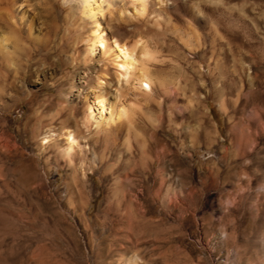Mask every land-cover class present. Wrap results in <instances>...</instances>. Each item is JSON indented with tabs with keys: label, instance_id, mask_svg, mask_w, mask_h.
<instances>
[{
	"label": "rangeland",
	"instance_id": "1",
	"mask_svg": "<svg viewBox=\"0 0 264 264\" xmlns=\"http://www.w3.org/2000/svg\"><path fill=\"white\" fill-rule=\"evenodd\" d=\"M124 2L90 56L75 0H0V264H264V0ZM115 38L166 82L126 94L131 147L85 123Z\"/></svg>",
	"mask_w": 264,
	"mask_h": 264
},
{
	"label": "bare ground",
	"instance_id": "2",
	"mask_svg": "<svg viewBox=\"0 0 264 264\" xmlns=\"http://www.w3.org/2000/svg\"><path fill=\"white\" fill-rule=\"evenodd\" d=\"M64 1L69 2L71 0H64ZM75 1L77 2V5L81 13L83 14L84 18L87 17L91 19L92 25L89 32V38H88L86 50L88 55L92 56L93 54L96 53L97 48L101 46L106 48L108 45L107 42L109 35L105 31L104 27L100 24L98 19L96 18V13L99 11L102 12L103 9L102 2L106 0H101V1L75 0ZM108 1L114 3V1L116 0H108ZM118 1L120 2L129 1L133 3L135 6L139 7L140 11H144L148 6V4L150 3L149 0H118ZM4 15H5L4 20L7 21V23H9L11 26H13L12 16L9 13H5ZM39 28L40 27L34 23L33 18H31L28 21L29 31H36L39 30ZM11 41H12L11 37L8 34L0 33V54L2 56L7 57L12 52ZM114 44L116 45L114 47H116V50L118 51L116 52L117 54L115 53L116 56L118 58L122 56L123 59L122 60L120 59L121 61L119 62V64H115L118 65L116 78L114 77V79L112 80L99 79L97 85L93 87L92 91L94 94L93 96L94 100L87 103L84 109L85 119H86L85 123L90 122L89 124L94 125L96 129L103 131L109 130L110 127L115 125L125 126L128 130V135H127L128 137L126 138L127 146L131 147L132 135H136V136L139 135V129H138L139 120L137 117V109L131 103L129 104L126 101L127 100L126 94L128 95L129 90L146 92L147 89L151 86V83L154 84V81L156 82L158 81L162 85L166 84V82H164V80H161L159 77L154 75L148 67L146 66L137 67L136 65L137 59H135L136 49H133L134 46L132 47L131 50H128L126 49L127 46L125 47V45H122L117 38L114 39ZM148 120L153 121L152 117H148ZM66 134H67V144L69 151L70 148L72 149L73 144L77 140L72 131H67Z\"/></svg>",
	"mask_w": 264,
	"mask_h": 264
}]
</instances>
